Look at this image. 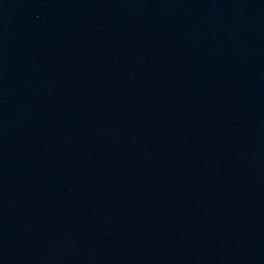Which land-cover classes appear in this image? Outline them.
<instances>
[{
  "label": "water",
  "instance_id": "95a60500",
  "mask_svg": "<svg viewBox=\"0 0 264 264\" xmlns=\"http://www.w3.org/2000/svg\"><path fill=\"white\" fill-rule=\"evenodd\" d=\"M51 0H0V264H20L23 184Z\"/></svg>",
  "mask_w": 264,
  "mask_h": 264
}]
</instances>
